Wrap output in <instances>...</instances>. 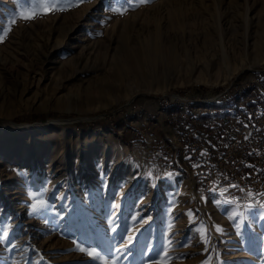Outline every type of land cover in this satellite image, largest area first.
<instances>
[{
  "label": "rangeland",
  "instance_id": "1",
  "mask_svg": "<svg viewBox=\"0 0 264 264\" xmlns=\"http://www.w3.org/2000/svg\"><path fill=\"white\" fill-rule=\"evenodd\" d=\"M29 3L0 0V34ZM261 86L264 0H90L18 19L0 42V264H99L73 240L152 264L167 239L173 264H264V184L224 158L261 128L229 98ZM29 193L49 207L30 215ZM231 201L256 207L230 220Z\"/></svg>",
  "mask_w": 264,
  "mask_h": 264
},
{
  "label": "snow or ice",
  "instance_id": "2",
  "mask_svg": "<svg viewBox=\"0 0 264 264\" xmlns=\"http://www.w3.org/2000/svg\"><path fill=\"white\" fill-rule=\"evenodd\" d=\"M90 2V0H30L28 6L22 7L21 10L18 12L16 18L10 21V25L8 28L2 30V34H0V42L7 37L8 32L11 30V25H15L17 20H23L25 22L38 19L42 16L54 14L56 12H64L69 11L73 8L79 7L81 4ZM129 7H138L140 4L149 3L150 0H127ZM112 11L117 12L119 14H123L124 12L128 11V8H114ZM247 139V137H246ZM205 153H201L204 155ZM195 167V165H194ZM171 175V174H168ZM232 187H236L232 185ZM215 191V189H213ZM228 191L227 188L219 189L220 196H223L224 193ZM30 198L32 199V203L30 205V215H36L42 212V210H46L49 205L48 202L43 198V193H29ZM260 195H264L261 193ZM248 196L251 198V192L248 193ZM216 204H220V200L214 201ZM234 207L231 209V214L229 215L230 220H235L237 218H246L248 212H250L254 207L255 204L249 202L245 205H241L236 201H231ZM259 207L264 209V203H260ZM243 208V210H241ZM133 219H136L133 217ZM189 222L195 223L194 219L192 218L191 213L189 212ZM173 225L169 223L168 228L171 231ZM217 231H221L219 226H217ZM115 231V229H113ZM196 231H198L201 235V238L207 243L206 237V229L201 224ZM7 239V233H4L2 237H0V242H3ZM132 243V237L129 236L126 243H121L118 247L115 248V252L119 254L122 249L128 248V246ZM73 244L75 245V249L87 257L94 261H99V264H118L119 256H108L102 255L100 251H98L95 247L84 246L81 243L73 240ZM172 245L173 242L171 239H167L163 244L159 252H157L156 259L152 261V264H173L175 257L172 255ZM184 247H188L187 244L183 245ZM12 247L14 248L15 245L13 244ZM151 250V249H150ZM207 250V249H206ZM211 258L203 262V264H210Z\"/></svg>",
  "mask_w": 264,
  "mask_h": 264
},
{
  "label": "built area",
  "instance_id": "3",
  "mask_svg": "<svg viewBox=\"0 0 264 264\" xmlns=\"http://www.w3.org/2000/svg\"><path fill=\"white\" fill-rule=\"evenodd\" d=\"M261 87L258 89V94L254 97L248 96L247 93L243 94V96H241L242 101L238 106V108L241 107L239 108L240 110L242 109L247 112L246 117H259L257 120L261 127L260 130L253 131V126L250 125L252 134L232 140L226 148L224 158L229 160L231 166L245 168V173L251 174L258 182L264 184V178L260 177L264 174V89ZM199 145H201V143H199ZM205 153L206 158H209L211 153ZM211 155L212 158H219L216 153H212ZM239 156H241V158L244 157L241 162L238 160ZM239 162L240 164L238 165ZM235 170H237V168H235ZM218 171L217 168L213 169V175L215 176ZM239 172H241V169Z\"/></svg>",
  "mask_w": 264,
  "mask_h": 264
},
{
  "label": "trees",
  "instance_id": "4",
  "mask_svg": "<svg viewBox=\"0 0 264 264\" xmlns=\"http://www.w3.org/2000/svg\"><path fill=\"white\" fill-rule=\"evenodd\" d=\"M242 101V97H240V96H233V97H230L229 98V101H228V104H229V108H231V109H236V108H238V106H239V103Z\"/></svg>",
  "mask_w": 264,
  "mask_h": 264
}]
</instances>
